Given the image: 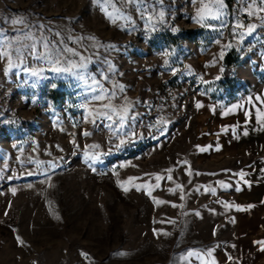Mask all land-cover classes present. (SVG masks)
<instances>
[{
    "label": "rangeland",
    "instance_id": "374dc122",
    "mask_svg": "<svg viewBox=\"0 0 264 264\" xmlns=\"http://www.w3.org/2000/svg\"><path fill=\"white\" fill-rule=\"evenodd\" d=\"M189 5L0 0V264H264L255 243L264 241V203L251 202L264 196V158L204 157L195 134L203 97L225 106L257 92L231 116L261 121L264 47L235 56L236 48L219 36L207 59H198L199 52L187 59L190 78L183 84L198 94L195 104L179 109L146 100L156 71L182 60L168 51L152 57L153 29ZM19 19L23 25L12 23ZM17 37L38 50L45 40L63 39L85 58L84 78L52 71L28 56ZM253 47L262 48L259 58L241 59L254 55ZM230 52L238 62L233 97L222 81ZM198 71L203 78L195 87ZM241 130L240 149L250 133L246 124ZM241 171L243 179L234 175ZM145 184L150 196L143 187L137 191ZM192 250L201 259L187 257Z\"/></svg>",
    "mask_w": 264,
    "mask_h": 264
},
{
    "label": "built area",
    "instance_id": "2783aa9c",
    "mask_svg": "<svg viewBox=\"0 0 264 264\" xmlns=\"http://www.w3.org/2000/svg\"><path fill=\"white\" fill-rule=\"evenodd\" d=\"M164 2L165 0H149L147 5L153 9H159ZM249 12L253 14L248 15ZM195 17L194 7L189 5L185 10L179 9L178 12L170 13L153 29L152 40L147 46L150 48L152 57L161 59L162 53L168 51L170 57L182 60L178 64L160 67L156 71L157 83L151 96H147L146 99L151 104L155 101L159 104L163 100L171 107L178 106L179 109H186L196 103L198 94L189 91L188 85L183 84L185 80H188L187 78H190L187 59H192L198 52V59H207L201 51L213 49L215 46L213 37L221 36L228 39L236 48L235 56H239L240 52L248 53L249 49L246 46L251 45L252 42L253 46L264 47V2L262 0H230L228 20L222 25L199 22ZM237 25L245 27H237ZM252 25H255V28L249 33L248 26ZM185 41L188 42V47L185 46ZM193 78L196 81L195 87H198L199 81L203 78L202 72L194 73Z\"/></svg>",
    "mask_w": 264,
    "mask_h": 264
},
{
    "label": "crops",
    "instance_id": "0c3cea01",
    "mask_svg": "<svg viewBox=\"0 0 264 264\" xmlns=\"http://www.w3.org/2000/svg\"><path fill=\"white\" fill-rule=\"evenodd\" d=\"M191 5L194 6L196 11L197 21L205 23H226L228 20L229 5L227 0H188ZM215 2L218 6L215 5ZM216 15L217 18H213ZM219 37H213V41L216 42ZM185 46H189L188 42H184ZM252 44H254L252 42ZM252 44H247V49H249ZM252 48V47H251ZM262 48H254L255 53L252 55L251 52L248 56L241 59H251L260 53ZM207 49H203L205 53ZM250 51V49L248 50ZM175 53V51L173 52ZM252 56V57H251ZM210 58V57H209ZM208 58V59H209ZM264 58V57H263ZM212 59V58H210ZM179 60V59H177ZM239 80L243 81V84H249L244 81L242 77L238 76ZM247 80V79H246ZM249 81V80H248ZM245 82V83H244ZM261 91V90H260ZM259 92V91H258ZM257 92H255L256 94ZM253 94L251 97H253ZM251 97L244 98L237 102H233L227 105L219 106V104L211 102L206 97L200 98L199 104L203 105L200 108H196V135L198 138L199 149L207 148V151H200L204 157H215L219 155L226 156L231 154H247L256 155L258 157L264 158V120L260 121L257 119H251L242 116H231V111L233 107L238 106L242 102H246ZM214 109V111H213ZM227 113V115H225ZM246 124L249 128V135L247 136V143H245L244 148L240 149L241 135H242V125ZM224 128H228V132H223ZM211 146V147H209ZM219 148V150H216ZM259 165L255 166L254 169H258ZM257 187V186H256ZM260 187V186H258ZM254 187L251 189L253 190ZM255 197V196H254ZM264 203V196L257 195L255 199L251 202ZM254 204V203H253Z\"/></svg>",
    "mask_w": 264,
    "mask_h": 264
},
{
    "label": "snow or ice",
    "instance_id": "6c2138e0",
    "mask_svg": "<svg viewBox=\"0 0 264 264\" xmlns=\"http://www.w3.org/2000/svg\"><path fill=\"white\" fill-rule=\"evenodd\" d=\"M98 3H112L113 0H97ZM123 3L126 4H134V5H138L141 2H147V0H122ZM262 2H264V0H262ZM253 13L249 12L248 15H252ZM162 15V14H161ZM213 18H217L216 15L213 16ZM149 19H151V17H149ZM13 24H20L23 25L24 24V20L23 19H19V20H15L12 22ZM41 27H43L41 25ZM237 27H245L244 25H237ZM255 28V25L252 26H248V32L251 33L252 30ZM55 36H60V33H55ZM25 38H30V37H25ZM16 40H18L21 43V46L24 47L27 50V55L28 56H32L37 60H40L44 63H48L53 65L52 67V71L56 72V73H67V74H72L73 76H76L78 79H83L84 78V74L81 70L86 69L87 65L85 63H83L84 61V57L81 56L80 53L76 52L75 49L68 47L63 39L58 40V41H47L45 40L42 45H41V49L42 50H38L37 49V45L35 43H33L32 45H25L22 43V41L20 40L19 37L15 38ZM89 39H95V37H90ZM2 42V41H0ZM109 47H114L112 45H110ZM228 47H231V45H228ZM17 52L22 56L24 55V53H20L19 48L17 49ZM5 57H8L10 54L8 52H3L2 53ZM221 58H223V52L220 54ZM72 57H79L80 62H77L75 60L72 59ZM75 70V71H74ZM33 76H37L39 75V73L33 72L32 73ZM220 77H217V79H219ZM53 87H55V85H53ZM96 99L98 100H102L104 99L103 96H98L96 97ZM198 108L202 107L203 105L201 104H197L196 105ZM235 109H229V111H234ZM125 112L128 111L127 108L124 109ZM214 111V109H213ZM259 111V110H258ZM225 115H227V113H225ZM250 115V113H246V116ZM259 117L261 120H264V111H259ZM108 119H111V116L108 117ZM121 121H123L124 116L120 117ZM223 132H228V128H224L222 130ZM87 134V133H85ZM244 135H247L248 133L245 131L243 133ZM211 147V146H209ZM200 151H207V148H200ZM216 150H219V148H217ZM189 175H191L192 173L189 172ZM234 175H238L241 179L244 178L245 173L243 171L239 172V173H234ZM163 177L157 175L155 177V180L157 182H159L160 180H162ZM168 180H172L171 176L167 177ZM220 185L227 189L229 187H231L228 184H225L224 181H220L219 182ZM159 183H157L154 187H159ZM121 187L123 188V190L125 192L129 191V189L127 187H125L124 185H121ZM141 187L147 189V194L150 196L151 195V191H152V186L145 184L143 186H136L137 191H139L141 189ZM177 188L182 189L181 185H177ZM210 191H212V194H215V190L214 189H209ZM236 191H241L240 187H236L235 189ZM174 191V190H173ZM13 194H15V189H13ZM181 199H183V196H181ZM155 203L159 204L162 203L161 201H155ZM176 205H173V207H175ZM225 208H231L233 207V205L225 203L224 204ZM249 207H253V206H249ZM237 210H240L239 206H237ZM197 215H199V213H197ZM21 244H23V241H19ZM257 244H259L261 246V250L264 251V241H257L255 242ZM233 247H235L233 245ZM86 255V254H85ZM207 256H212V250H208L206 253ZM187 257H195L196 259H201L202 254L200 252H197L195 250L189 251L187 253ZM229 260L232 259V257H228ZM213 264H215V261H213Z\"/></svg>",
    "mask_w": 264,
    "mask_h": 264
},
{
    "label": "trees",
    "instance_id": "16d2710c",
    "mask_svg": "<svg viewBox=\"0 0 264 264\" xmlns=\"http://www.w3.org/2000/svg\"><path fill=\"white\" fill-rule=\"evenodd\" d=\"M227 4L230 5V0H227ZM227 56L224 59V70H223V74H222V81L223 83L230 87L231 89V93L230 96H234V92H236V87L234 85V79L232 78V73H233V68L238 62L236 59L233 58L232 53H228L226 54ZM61 94L59 93H54V100H58V98L60 97Z\"/></svg>",
    "mask_w": 264,
    "mask_h": 264
}]
</instances>
